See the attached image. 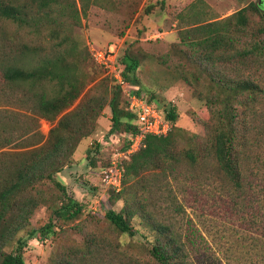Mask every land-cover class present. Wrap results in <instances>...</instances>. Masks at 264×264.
<instances>
[{
    "label": "trees",
    "instance_id": "obj_1",
    "mask_svg": "<svg viewBox=\"0 0 264 264\" xmlns=\"http://www.w3.org/2000/svg\"><path fill=\"white\" fill-rule=\"evenodd\" d=\"M107 2L112 0H0V23L15 25L16 31L48 30L58 39L69 20L79 21L92 6ZM153 10L149 7L147 14ZM1 29L0 264H26L23 254L29 239L40 243L63 226L87 227L80 226L85 205L69 195L57 175L73 163L80 143L94 134L104 109L109 107L112 114L109 134L125 138L120 150L137 134L138 117L128 110V98L111 77L105 75L97 83V75L87 77L80 68L87 57L68 38L40 50L25 42L13 44ZM181 36L189 54L182 66L189 77L183 75L186 83L197 89L199 79L209 83L198 96L210 114L207 135L178 129L176 106L163 109L147 99L158 105L172 129L166 136L148 135L140 151L123 160L122 190L106 186L115 203L123 202L120 211L110 209L104 216L106 233L113 237L98 235L101 221L91 216L94 228L87 247L100 250L102 264H223L215 252L192 239L191 228L182 231L176 219L190 206H213L229 215L236 211L249 216V228L262 238L252 242L249 254L254 255L246 264H264V9L252 2ZM117 63L134 93L144 97L137 76L140 58L127 49ZM43 123L51 125L47 136L41 132ZM24 140L31 141L28 149L2 151ZM91 153L88 150L86 158L96 171L110 167V160L98 165ZM42 207L50 212L49 221L31 228L32 217ZM136 218L153 237H145L146 244L121 241L138 234ZM13 244L15 249L7 251Z\"/></svg>",
    "mask_w": 264,
    "mask_h": 264
},
{
    "label": "rangeland",
    "instance_id": "obj_2",
    "mask_svg": "<svg viewBox=\"0 0 264 264\" xmlns=\"http://www.w3.org/2000/svg\"><path fill=\"white\" fill-rule=\"evenodd\" d=\"M260 1L112 0L99 6H92L87 16H81L79 21L69 20L66 26L60 28L66 34L62 32L58 39L51 38L48 30L35 33L27 29L16 31L15 25L0 23V26L1 30L5 29L12 38L13 44L25 42L39 46L40 50L51 48L54 43L68 38L69 44L87 57L88 61L80 68L89 78L97 75L95 83L104 79L105 74L93 61L89 48L105 49L111 43H119L120 54L123 55L128 49L141 60V67L137 72L141 95L153 100L163 109L171 105L176 106L179 113L176 127L185 133L204 137L210 125V114L206 103L199 100L198 96L203 86L207 88L205 92L209 89V83L199 79L196 82L200 85L198 89L195 86L191 88L186 83L184 76L188 79L189 77L182 66L183 58L189 54L186 53V45L182 43L181 33L185 31L187 33L195 26L231 16L252 2L258 3L264 9V0ZM149 7H154V10L147 14L146 10ZM86 49L89 51V57L86 55ZM179 62L181 67L177 69ZM94 84L89 86L76 105ZM109 84L112 85L110 82ZM111 119V110L106 107L98 120L94 134L80 143L73 156V163L57 175L58 180L66 185L69 195L85 205L80 226L87 227L78 230L76 224L69 229L63 226L64 230L57 229V233L49 240L40 243L29 239L23 254L26 264H65L67 259L75 264H102L100 250L97 251L94 245L87 247L86 240L94 228V225L90 224V217L95 216L97 221H101L100 227L95 230L98 235L113 237L106 233L104 216L110 209L120 211L123 202H114V195L106 187L102 173L96 171L86 157L88 150H92L91 157L101 165L108 160L111 161L120 151L125 138L119 133L109 134ZM50 129L49 123H43L41 126V132L45 136ZM185 140L188 141V137ZM27 142L31 141L16 142L2 151L17 152L28 149ZM97 145H101L99 151L96 149ZM49 215L50 212L45 207L38 209L31 219V228L45 225L49 221ZM176 219L182 231L190 232L191 228L192 239L215 252L223 264H246L254 255L249 254V249H253L252 242L262 238L249 228V216L236 211L229 215L221 208L208 206L202 209L196 205L188 207L187 214L176 216ZM133 225L138 229V234L134 239L122 237V242L135 241L146 244L147 238L153 240L138 218L133 220ZM197 230L198 234L195 233ZM16 246L10 245L6 250L12 251ZM89 249L94 252L88 253ZM130 253L138 255L137 250H130ZM138 258L146 259L140 255Z\"/></svg>",
    "mask_w": 264,
    "mask_h": 264
},
{
    "label": "built area",
    "instance_id": "obj_3",
    "mask_svg": "<svg viewBox=\"0 0 264 264\" xmlns=\"http://www.w3.org/2000/svg\"><path fill=\"white\" fill-rule=\"evenodd\" d=\"M121 45L111 43L105 49L90 47V53L95 63L105 71V75L111 77L124 95L129 100L128 110L137 115L138 132L131 136L127 149L118 151L111 160V165L102 172L103 181L109 188L119 192L123 188L125 169L123 160L140 151L144 145V139L150 136H166L172 129V124L165 118L163 111L155 103L149 102L145 97L136 95L123 77L117 63Z\"/></svg>",
    "mask_w": 264,
    "mask_h": 264
},
{
    "label": "flooded vegetation",
    "instance_id": "obj_4",
    "mask_svg": "<svg viewBox=\"0 0 264 264\" xmlns=\"http://www.w3.org/2000/svg\"><path fill=\"white\" fill-rule=\"evenodd\" d=\"M263 0H261L260 2H262Z\"/></svg>",
    "mask_w": 264,
    "mask_h": 264
}]
</instances>
